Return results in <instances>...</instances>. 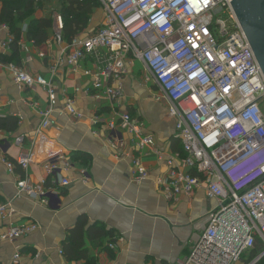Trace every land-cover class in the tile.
<instances>
[{"label": "built area", "instance_id": "1", "mask_svg": "<svg viewBox=\"0 0 264 264\" xmlns=\"http://www.w3.org/2000/svg\"><path fill=\"white\" fill-rule=\"evenodd\" d=\"M98 1L105 12L102 26L91 34L76 36L71 43L63 40V15L53 16L54 42L65 44L59 56L50 57L33 42L31 49L20 40L28 60L48 59L47 73H33L1 61L0 69L9 70L22 90L42 87L46 91L48 106L39 111L40 130L44 131L57 125L53 114L58 101L56 77L62 68L76 71L94 56L98 64L85 69L92 78L85 92L97 101L114 102L123 95L122 86L114 83L127 74L130 55L143 60L168 100V113L176 120L177 138L187 153L184 166L168 159L167 197L191 196L204 187L207 195L219 202L191 253L177 264H246L245 255L257 248L259 254L247 263L256 264L264 259V72L232 0ZM0 27L10 31L6 24ZM26 31L25 24L23 33ZM13 41L9 32L0 46L7 49ZM2 90L0 82V98ZM62 95L64 114L71 121H82L85 115L74 99L66 90ZM119 117L121 128L134 135L139 151L154 144L153 135L130 112ZM109 125L115 127L116 122ZM141 154L133 159L134 179L139 183L149 176ZM5 162L10 172L19 166L25 175L16 183L18 198L46 205L53 188L71 184L64 174L73 163L65 153L51 157L46 165L51 185L35 184L26 176L35 162L34 149L16 163ZM86 176L83 170L82 179ZM15 215L11 200L0 201V218L3 223L10 221L0 227V242L15 245L13 264H23L18 242L39 225L12 222ZM119 240L115 237L109 247L115 249Z\"/></svg>", "mask_w": 264, "mask_h": 264}, {"label": "crops", "instance_id": "2", "mask_svg": "<svg viewBox=\"0 0 264 264\" xmlns=\"http://www.w3.org/2000/svg\"><path fill=\"white\" fill-rule=\"evenodd\" d=\"M1 13L0 0V16ZM104 20L105 12L95 9L81 35L93 33ZM9 32L0 27V40L7 39ZM21 40L32 49L26 34ZM64 46L54 42L52 30L48 41L37 49L52 57L59 56ZM0 53L11 55L9 48L1 46ZM27 58L28 53L23 50L20 67L33 73H47L48 59ZM97 64L98 59L90 56L76 71L65 68L59 71L58 101L53 112L57 125L44 131L40 130L39 111L48 106L46 91L42 87L22 90L13 82L9 70L0 69L3 89L0 115L17 116L20 121L15 133L0 131V201L13 202L16 215L12 222L33 221L39 225L38 230L18 242L22 262L92 264L87 260L69 261L60 253L68 230L81 216L87 215L92 223H101L112 231L98 244L86 239L93 264H177L191 253L219 202L210 198L204 187L196 189L191 196L167 197L168 159L184 166L186 154L177 138L176 120L168 113V100L150 77L143 60L130 55L127 74L114 83L122 86L123 95L114 102L97 101L85 92L92 82L85 69L95 68ZM64 90L84 113L82 121H71L64 114ZM123 112H130L142 122L144 130L154 137L153 145L139 151L134 135L121 128L119 116ZM111 121L116 122L115 127L109 125ZM20 137L24 138L22 143L17 142ZM32 149L35 162L26 176L35 184L51 185L46 170L51 157L65 153L73 163L64 174L69 176L71 184L53 188L46 205L27 197L18 198L16 183L25 175L19 166L10 172L5 162L14 159L16 163ZM141 152L149 176L139 183L134 179L133 159ZM83 170L87 171L86 180L82 179ZM9 222L3 223L0 218V227ZM115 237L120 240L112 249L109 243ZM15 248L10 242H0V264H13Z\"/></svg>", "mask_w": 264, "mask_h": 264}, {"label": "trees", "instance_id": "3", "mask_svg": "<svg viewBox=\"0 0 264 264\" xmlns=\"http://www.w3.org/2000/svg\"><path fill=\"white\" fill-rule=\"evenodd\" d=\"M43 0H1L2 13L0 25H8L10 33L14 37L9 49L11 55L0 53V61L3 64L13 63L20 67L23 58V50L19 44L23 33V26L27 25L26 36L35 47H40L48 41L53 30V17L37 16V9ZM101 7L98 0H67V5L62 8L65 27L63 40L71 43L72 40L81 35L88 27L95 9ZM61 13V14H62ZM19 118L13 115H0V131L15 133L19 129ZM180 142V140L178 139ZM184 151V148H182ZM185 152V151H184ZM186 156L187 153L185 152ZM15 162L14 159H10ZM194 174L197 171L193 170ZM112 231L101 223H92L87 215L81 216L77 223L67 232L63 241V254L69 261L87 260L94 263L90 257V251L86 247L88 238L93 244L102 242ZM259 254L257 248L249 251L244 259L246 264L250 263ZM264 259L256 264H263Z\"/></svg>", "mask_w": 264, "mask_h": 264}, {"label": "water", "instance_id": "4", "mask_svg": "<svg viewBox=\"0 0 264 264\" xmlns=\"http://www.w3.org/2000/svg\"><path fill=\"white\" fill-rule=\"evenodd\" d=\"M231 3L264 72V0H232Z\"/></svg>", "mask_w": 264, "mask_h": 264}, {"label": "rangeland", "instance_id": "5", "mask_svg": "<svg viewBox=\"0 0 264 264\" xmlns=\"http://www.w3.org/2000/svg\"><path fill=\"white\" fill-rule=\"evenodd\" d=\"M67 5V0H43L40 4V8L37 9L36 15L39 16H51L56 13L61 14L62 8ZM98 9L103 12V9L99 6ZM62 15H64L62 13ZM261 261V260H260ZM264 264V263H263Z\"/></svg>", "mask_w": 264, "mask_h": 264}]
</instances>
